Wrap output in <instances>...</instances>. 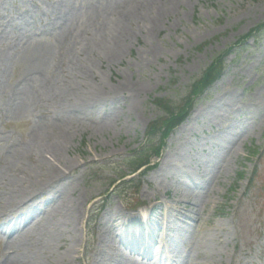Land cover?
Returning a JSON list of instances; mask_svg holds the SVG:
<instances>
[{
  "label": "rangeland",
  "instance_id": "374dc122",
  "mask_svg": "<svg viewBox=\"0 0 264 264\" xmlns=\"http://www.w3.org/2000/svg\"><path fill=\"white\" fill-rule=\"evenodd\" d=\"M263 24L264 0H0V202L24 185L46 186L49 173L33 164L37 147L64 138L70 163L54 187L82 217L81 228L65 225L70 231L48 250V232L63 214L50 216L54 205L27 212L35 239L23 228L4 230L0 264L5 250L21 263L105 264L102 248L108 259L122 230L111 226L104 235L114 222L106 213L134 217L159 199L191 227L188 239L178 236L180 255L184 240L195 244L184 264H264V32L236 46ZM233 47L188 119L155 140V171L132 173L152 123L170 119L155 101L184 105ZM18 164L37 178L16 173ZM187 170L199 185L175 193Z\"/></svg>",
  "mask_w": 264,
  "mask_h": 264
},
{
  "label": "bare ground",
  "instance_id": "6f19581e",
  "mask_svg": "<svg viewBox=\"0 0 264 264\" xmlns=\"http://www.w3.org/2000/svg\"><path fill=\"white\" fill-rule=\"evenodd\" d=\"M160 11L158 10L157 12V16L158 17L160 15ZM122 56V55H121ZM99 93H96L94 96H99ZM201 116H199V118H201ZM251 122L249 121L248 123H246V125H250ZM245 126L242 125V128L240 129V131H244ZM190 131V130H188ZM241 131V132H242ZM191 132V131H190ZM233 139V137H232ZM232 139H229V141L232 142ZM69 141L64 139V138H60L59 142H52L50 143V145L45 144L44 142L42 144H40L37 147V150L39 153V156L37 157V159L35 160L36 162H33V164L39 165L41 170H45L47 171L48 177L47 179H49L48 183L45 184L46 186H41V188H38L39 190H37V192H35L36 190L33 191V185L30 184V186H26L24 185L23 188V192L20 191L19 194H15L14 192H16L15 190H12L9 195H7V199L5 201L0 202V223L1 226H7L8 227V231H13V229H17V230H21L23 228V233L24 234H29V236H31V240L34 238L35 239V235H36V228L33 226L29 229H27V225L31 224V215H27V212H30L31 210H37V211H41L43 208L42 207H47L48 205H54L55 207L53 208V210L50 213H46L47 215L52 216V214H54L55 216H58L60 213H62V217L61 218H55L54 219V225L51 227H55V229L53 230H49L48 232V240L45 244V249L46 247L48 248V250H52L54 243L57 242V240H61L62 238H64V234L66 233V231H70L68 229H66L65 225H69L71 224L73 229V231L75 232L76 228H81V226L78 224L79 221L81 220V216L79 214H74L71 211H74L73 208L74 207V202L66 199L63 202H61L62 200L58 201V193L61 192V189H57L54 186L56 185V183L58 181L61 180V178L63 177V175L65 174V170H63V168H68V164L70 162L66 161L63 158V151L66 148V146H68ZM47 155H51L50 158H46ZM219 154H217L218 156ZM212 157V155H211ZM209 157V158H211ZM208 160V159H207ZM171 162H173L171 160ZM166 167L165 168H169L171 166L170 164V160L166 161L165 163ZM18 167L16 170V173H19L21 171L28 172L27 174H30V176L34 179L37 178V174L35 175V172H31L29 169L25 168V164H18ZM16 166V167H17ZM30 167V165H29ZM39 169V170H40ZM67 170V169H66ZM191 170H187L186 172H184V179L182 180L180 178L179 182H178V186L176 187V191L175 193H177L178 189H182L188 182L193 181V174L191 173ZM63 174V175H62ZM173 177V176H172ZM24 183H27V181H25ZM202 186L204 187V185H206L204 183V181L201 182ZM51 185V186H49ZM187 186V185H186ZM179 187V188H178ZM180 191V190H179ZM182 191H185L184 189H182ZM10 194H12V196H10ZM19 196V197H18ZM18 197V200H16L15 198ZM182 197H185L184 194H182L180 196V199ZM45 200H42L44 199ZM7 201V202H6ZM70 205L69 207L67 205ZM67 206V207H66ZM66 207V208H65ZM172 208V206H167L166 210L170 211ZM78 211V210H77ZM79 212V211H78ZM107 217L111 218L112 220H114V222L117 223H108L107 226L104 228V235L107 234H111V231L109 230V228L115 227V226H119L118 229H120L121 224L119 223V220L122 219H127L126 217H122L123 215H121L119 212L115 213V212H108L106 213ZM148 218V216H144V215H140V221H146ZM128 223V221L126 222ZM4 224V225H3ZM13 225V226H11ZM169 225H173L172 223ZM4 226V227H5ZM75 228H74V227ZM174 226V230L176 231H186L189 235V229L187 228V230H184L181 227L178 226ZM26 228V229H25ZM3 228H0V232L2 233ZM151 230V228L149 229V231ZM132 232H134L133 230H130ZM16 232V231H15ZM14 233V232H13ZM57 239L54 241V239ZM169 239V238H168ZM14 242H18L21 244V242L14 238ZM153 239L150 240L149 247L145 253L144 256H140L139 257H135L133 255V252L130 251V253L128 254V252L125 251V249H127V251L130 250V247H124L123 245L120 246L119 248L115 247V246H111V254L108 255V259H106L103 255V253H106V249L102 248L103 250L101 251V256L103 257L105 261V264H155V261L151 258V257H158L159 255L157 254V250L155 244L152 242ZM51 244V242H53ZM110 242V241H109ZM50 243V244H49ZM171 246H177L179 249V245L178 242L176 240H172L169 242ZM107 246V245H104ZM34 248H36V245H33ZM134 256V257H132ZM148 256V257H147ZM98 257V256H97ZM4 258V262L2 264H41V262H36L35 260H33L32 258L30 259H26L25 261H23L21 263V260L16 261V260H11L10 257ZM35 258V257H34ZM158 259V258H157ZM174 258L172 261L170 260L171 264H184L185 261L183 260V258H179L176 259ZM158 261H160L158 259ZM165 264V263H162Z\"/></svg>",
  "mask_w": 264,
  "mask_h": 264
},
{
  "label": "trees",
  "instance_id": "16d2710c",
  "mask_svg": "<svg viewBox=\"0 0 264 264\" xmlns=\"http://www.w3.org/2000/svg\"><path fill=\"white\" fill-rule=\"evenodd\" d=\"M263 32L264 24L259 25V27L254 30H251L248 33V36L242 37V39L238 41L236 46L247 42L251 37H259ZM233 49L234 47L229 49L225 54L219 56L218 59L215 60V62L207 68L208 70L203 75V77L197 80V83L192 86L190 93L187 95V98L183 102L184 105L182 104L180 107H175L174 105H172V103L164 101L162 99H157L155 101L154 104H157V107L160 108L164 112V114H167L170 119L166 120L165 123H163L162 120H156V122L152 123L151 127L149 128L150 132L148 133L149 137H152V139L149 142H153V138H156V135H158L159 132L164 136L172 133L175 129H177L179 125H181L182 122H184L188 118L190 114L189 112L196 104V100L203 94H205L208 88L216 83L224 73L225 59ZM154 149L156 150V148H152L150 152ZM150 154L151 153H148L147 150L145 151L143 148L141 152L138 153V156L135 157L136 160L133 164V168L137 171L138 168L144 167L149 164L151 157Z\"/></svg>",
  "mask_w": 264,
  "mask_h": 264
}]
</instances>
